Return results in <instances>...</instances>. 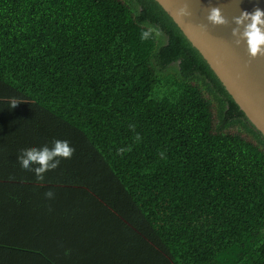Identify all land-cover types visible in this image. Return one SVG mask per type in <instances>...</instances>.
<instances>
[{
	"label": "trees",
	"instance_id": "obj_1",
	"mask_svg": "<svg viewBox=\"0 0 264 264\" xmlns=\"http://www.w3.org/2000/svg\"><path fill=\"white\" fill-rule=\"evenodd\" d=\"M0 264H264V139L156 0H0Z\"/></svg>",
	"mask_w": 264,
	"mask_h": 264
},
{
	"label": "water",
	"instance_id": "obj_2",
	"mask_svg": "<svg viewBox=\"0 0 264 264\" xmlns=\"http://www.w3.org/2000/svg\"><path fill=\"white\" fill-rule=\"evenodd\" d=\"M199 53L225 91L264 139V56L251 59L242 43L234 44L233 17L242 11L264 10V0H156ZM187 3L190 16L177 17ZM219 6L228 25L208 23V9Z\"/></svg>",
	"mask_w": 264,
	"mask_h": 264
},
{
	"label": "clouds",
	"instance_id": "obj_3",
	"mask_svg": "<svg viewBox=\"0 0 264 264\" xmlns=\"http://www.w3.org/2000/svg\"><path fill=\"white\" fill-rule=\"evenodd\" d=\"M188 4L185 3L176 12L177 17L190 16ZM206 20L213 26L228 25L229 21L223 15L222 9L219 6H213L208 9ZM235 27L232 28V36L234 44L240 46L242 43L246 46L247 54L251 59H256L259 56H264V10L259 7L253 12L242 11L239 16L233 17ZM162 31L155 26H147L141 31L140 39L147 41L149 39L162 36ZM17 103L13 102L11 107H15ZM129 127L135 131V125L130 124ZM139 133H136L135 140H141ZM129 148H119L117 155H123ZM75 149L70 146L66 140H54L52 147L47 145L42 147H30L23 149L17 157L21 167L27 171H34L38 181L44 180V175L50 170H55L59 167L61 159H71ZM162 159L166 158L165 152L159 153ZM35 165V167H33ZM55 193L50 189L45 193L48 199L54 198Z\"/></svg>",
	"mask_w": 264,
	"mask_h": 264
}]
</instances>
